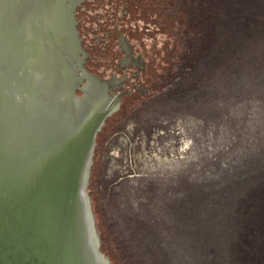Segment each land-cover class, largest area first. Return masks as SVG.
<instances>
[{
	"label": "rangeland",
	"instance_id": "374dc122",
	"mask_svg": "<svg viewBox=\"0 0 264 264\" xmlns=\"http://www.w3.org/2000/svg\"><path fill=\"white\" fill-rule=\"evenodd\" d=\"M85 3L91 70L122 79L100 228L123 263L264 264V0Z\"/></svg>",
	"mask_w": 264,
	"mask_h": 264
},
{
	"label": "water",
	"instance_id": "95a60500",
	"mask_svg": "<svg viewBox=\"0 0 264 264\" xmlns=\"http://www.w3.org/2000/svg\"><path fill=\"white\" fill-rule=\"evenodd\" d=\"M83 1L0 0V264H124L100 228L119 96L84 67Z\"/></svg>",
	"mask_w": 264,
	"mask_h": 264
},
{
	"label": "flooded vegetation",
	"instance_id": "af4514ba",
	"mask_svg": "<svg viewBox=\"0 0 264 264\" xmlns=\"http://www.w3.org/2000/svg\"><path fill=\"white\" fill-rule=\"evenodd\" d=\"M87 0H84L81 5L76 9V28H77V31H78V34H79V39H80V43H81V46L84 42V38H83V24L85 21V17L86 16V8H85V2ZM125 43L126 39L125 37H120V39H118V44L121 46L122 48V51H123V56H122V63L120 62H117V67H115L117 70H122L126 67V62L127 60L129 61V52L127 51L129 48H128V45H124V43H122V41ZM83 48V46H82ZM120 48V47H119ZM127 49V50H126ZM85 52V51H84ZM85 63H84V67H85V64H87V59H88V53L85 52ZM120 68V69H119ZM86 69V67H85ZM97 69V67H96ZM88 71V70H87ZM90 74L94 75L95 77L101 79V80H104L106 82H108V85L112 86L113 88L109 91V94H114L113 91L114 90H117L119 89L121 86H120V83L122 82V79L119 78V75L118 74H115L114 72L110 73L108 77L104 78V77H100L94 73H91L89 72ZM120 94V93H119ZM115 95V94H114ZM116 96H119L118 94H116Z\"/></svg>",
	"mask_w": 264,
	"mask_h": 264
},
{
	"label": "trees",
	"instance_id": "16d2710c",
	"mask_svg": "<svg viewBox=\"0 0 264 264\" xmlns=\"http://www.w3.org/2000/svg\"><path fill=\"white\" fill-rule=\"evenodd\" d=\"M140 5H141V4H140ZM138 6H139V5H136L135 8L138 9ZM149 6H150V5H149ZM147 9H148V8L143 9V11H144L143 14H144V15L142 14L143 17H141V18L144 19L145 16H147V15L145 14V13H147ZM86 16H87V17H85V21L88 22V20H90L91 16L88 15L87 13H86ZM75 18H76V14H75ZM124 22H126V21H124ZM125 33H126V32H125ZM123 36L125 37V34L120 33V37H123ZM126 38H127V37H126ZM90 166H91V163H90ZM90 166H89V167H90Z\"/></svg>",
	"mask_w": 264,
	"mask_h": 264
}]
</instances>
